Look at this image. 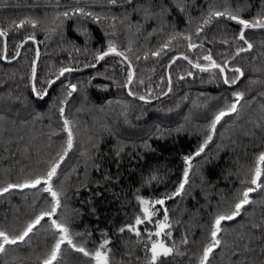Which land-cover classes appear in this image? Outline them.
I'll return each instance as SVG.
<instances>
[{"label": "trees", "instance_id": "trees-1", "mask_svg": "<svg viewBox=\"0 0 264 264\" xmlns=\"http://www.w3.org/2000/svg\"><path fill=\"white\" fill-rule=\"evenodd\" d=\"M262 2L179 0L181 11L176 0H133L130 5H110L107 0H0V30L6 32L0 37V188L47 170L66 142L67 118L74 146L53 180L61 207L52 219L67 222L74 241L89 251L109 239L112 264H148L150 242L144 230L155 231L154 222L163 219L166 208L172 235L164 239L175 251L161 258L163 264H199L215 216L229 210L251 186L248 182L264 152V30H246L252 48L239 55L238 49L247 45L239 39L241 26L235 22L221 18L199 36L196 33L210 7L243 9L242 17L251 19ZM77 7L102 19L74 14ZM66 11L68 17L62 15ZM21 20H31L35 27H17ZM186 35L203 46L190 50ZM29 37L39 46L33 83L35 42H24L19 50ZM170 37L175 39L169 47L152 56ZM109 42L127 61L109 55L89 70L64 73L48 87L61 68L93 65ZM209 54L226 66L224 74L194 67L208 66L203 57ZM175 55L182 56L173 62ZM233 68L244 75L236 84H225L224 75L230 81L238 75L230 71ZM33 84L47 94L36 96ZM68 85H76L71 97ZM238 92L243 99L237 111L210 132L215 115L234 103ZM209 134L212 140L195 156ZM185 156L194 158L184 193L155 206L157 215L153 223L140 226V238L127 230L119 232L142 215L137 197L163 199L176 191L187 167ZM250 199L253 203L241 217L222 222L223 245L210 257L211 264H264L260 230L249 227L264 218V190L251 193ZM51 206L49 193L12 189L0 196V230L19 234ZM185 238L187 244L182 243ZM53 241L46 217L27 242L8 246L0 264H42ZM63 262L89 264V258L65 247Z\"/></svg>", "mask_w": 264, "mask_h": 264}, {"label": "snow or ice", "instance_id": "snow-or-ice-1", "mask_svg": "<svg viewBox=\"0 0 264 264\" xmlns=\"http://www.w3.org/2000/svg\"><path fill=\"white\" fill-rule=\"evenodd\" d=\"M110 5H116L118 3L121 4H132L133 0H107ZM176 6L180 8L182 11V7L179 4V0H176ZM166 7H162L163 12H167ZM243 9H236L233 10L230 7H224L223 10H217L214 8H209L208 13L200 27L197 29V36L204 30V27L210 26L214 21H219L221 18L227 21H233L235 24L240 25L239 31V39L244 41L247 45L246 48L241 47L237 51V55L240 52L248 51L252 48V44L249 43L245 39V31L248 29H264V2L261 4V10L256 13L254 17L251 19H245L242 17L241 12ZM74 14H79L82 16H90L96 22H99L102 17L93 14L92 12H86L84 8L77 7L73 9ZM64 17H68L69 13L66 11L62 14ZM106 18V17H105ZM113 20L116 17H112ZM25 23L32 24L35 27V24L31 20H21L17 24V27H23ZM6 35V32L0 30V37ZM29 39H35V37H29ZM175 39V37H170L169 41L166 42L160 49L153 51L151 54L152 56H159L161 52H163L166 48L169 47L171 40ZM183 39L188 41L187 47L191 49H195L197 47H202L203 45H197L192 41L191 36H184ZM115 55L117 57H124L127 59L124 52L117 50V48L109 42V46L107 51H104L97 55V60H103L106 56ZM147 58V56H145ZM183 59L188 60L187 56H184ZM204 60L208 61V66H201L199 63H195L194 67L199 68L202 72H207L211 68L219 69L221 74L225 73V67L221 66L220 64L216 63L213 60L211 54L206 55L203 57ZM174 62V61H173ZM189 63H192L191 60H188ZM72 71L71 68H61L57 79L60 76H63L65 72ZM230 71L237 73L231 81L229 80L227 75H224V83L225 84H236L240 77L244 75L240 68H233ZM191 75V73H189ZM133 73L129 71L128 73V82L131 83ZM33 80H35V68L33 67ZM55 81H48L49 86L54 84ZM69 91H67V96L71 97L73 92H75L76 85H68L67 86ZM33 93L36 94L38 97H43L46 95V92H40L36 89L35 84L32 86ZM129 95H132L129 92ZM140 99H144V97H140ZM243 99V93H236L235 94V102L232 103L226 110H221L218 114L215 115L214 119L210 125V132L214 133L216 130L217 124L221 122V120L232 113L237 111V105ZM62 103H66V101H62ZM59 112L61 116L64 115V107L59 108ZM63 131L67 133V139L62 146L60 152L56 154V156L49 162V166L47 170L41 174L37 175L34 178L26 179L23 183L19 184H8L6 187L0 188V196H3L5 193L10 192L12 189H37L38 191H43L49 193L52 197V206L48 210H42L37 214L32 220H30L26 226L23 228L19 234L12 235L9 234L7 231L0 230V255H3L7 252L8 246H14L20 243L27 242L31 235L37 230L38 226H41V222L45 221L47 217L50 220V227L53 229V237L54 241L51 245L50 251L46 255V257L42 260V264H64L63 262V252L65 247L68 250L74 251L76 253L82 254L83 257L89 258V264L94 261V264H112L110 253L111 249L107 246L111 243V241L107 238L103 239V241L99 244V246L95 249V251H89L86 247L82 244H78L74 241L73 233L71 231L70 225L67 222H60L57 219H52V217L56 214L57 209L61 207L60 201V193L54 190L53 187V180L58 176V170L61 168L62 163L65 161V158L68 156V153L73 149L74 146V132L71 126V122L65 118L63 120ZM212 140V135L209 134L204 143L200 146V148L195 152V156H200L202 152H204L205 147L207 144ZM194 157L185 156L183 159L187 167L183 173V180L177 187L176 191L173 192L171 195L166 196L163 199H156V200H147L142 197H137L139 204L141 206L140 211L142 215H137L135 217V221L133 224H128L124 227L119 229V232L123 233L126 230L128 232L134 233L137 238H140L142 233L140 226L144 225L145 223H153V218L157 215L158 209H156V205H164L166 199H173L176 196H181L184 193L185 186L189 183V172L192 168L191 160ZM262 176H264V152L260 153L256 162V166L254 168V174L250 181L248 182L251 186L246 187L240 194L237 201L230 207L229 210H226L222 213H218L213 223L210 227V237L209 242L203 247L202 255L199 259V264H211L210 257L214 253V251L218 248H221L223 245L222 239V222L226 221H234L238 217H241L242 211L245 209L247 205L253 203L250 199V194L256 192L258 190H264V181H262ZM44 185L43 187H40ZM254 186V187H253ZM155 231H151L149 229H145L144 231L147 233L148 241L150 242V246H146V250L150 252V259L148 264H163L161 260L162 257L167 258L173 255L175 249L174 246H169L164 237H171L172 233L168 229L171 228V224L169 223V216L168 210L165 208L163 212V219L156 220L155 222ZM252 229L260 230L261 239L264 240V218L261 219L258 223H253L249 225ZM76 235H82L81 233H77ZM106 237V234H104ZM153 237H158L161 239H153ZM182 243L187 244V238L182 240ZM180 254V253H176ZM234 255H238L237 252L234 251Z\"/></svg>", "mask_w": 264, "mask_h": 264}, {"label": "water", "instance_id": "water-1", "mask_svg": "<svg viewBox=\"0 0 264 264\" xmlns=\"http://www.w3.org/2000/svg\"><path fill=\"white\" fill-rule=\"evenodd\" d=\"M254 30H264V29H254ZM29 40H31V41H33V42H35V48H36V51H35V58H34V62H33V67L35 68V72H36V66H37V61H38V57H39V46H38V43H37V40L36 39H29V38H26L21 44H20V46H19V50L21 49V47H22V45H23V43L24 42H27V41H29ZM117 50H119V49H117ZM107 51V50H106ZM119 51H121V50H119ZM240 53H242V52H240ZM239 53V54H240ZM235 55H237V52H236V54ZM178 56H182V55H175L174 57H173V59H172V61L174 60V59H176V57H178ZM123 59H124V57H122ZM3 59H4V56H3ZM126 61H127V59H125ZM9 61V60H8ZM99 62H100V60H97L93 65H91V66H88V67H85V68H83V69H77V68H71L72 69V71H79V72H82V71H86V70H89V69H91V68H93V67H95L97 64H99ZM32 72H33V69H32ZM132 72V71H131ZM66 73V72H65ZM133 73V72H132ZM59 75V74H58ZM57 75V76H58ZM57 76H55L51 81H57L58 79H57ZM32 77H33V73H32ZM62 76H60L59 78H61ZM32 83H33V78H32ZM48 87H50L49 86V84H48ZM35 94V93H34Z\"/></svg>", "mask_w": 264, "mask_h": 264}]
</instances>
